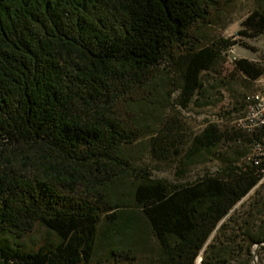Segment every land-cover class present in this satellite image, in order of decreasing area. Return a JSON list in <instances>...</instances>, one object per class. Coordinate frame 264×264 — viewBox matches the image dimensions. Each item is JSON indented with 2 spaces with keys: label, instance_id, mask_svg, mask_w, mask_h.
<instances>
[{
  "label": "trees",
  "instance_id": "obj_1",
  "mask_svg": "<svg viewBox=\"0 0 264 264\" xmlns=\"http://www.w3.org/2000/svg\"><path fill=\"white\" fill-rule=\"evenodd\" d=\"M232 1L0 0V264H89L98 248L127 264L141 222L158 243L155 264H194L200 254L201 264H251L254 246L264 249V183L256 186L258 166L239 163V149L183 183L141 169L129 185L133 208L110 195L132 167L127 149L148 131L152 155L180 153V124L143 125L139 107L165 67L177 72L178 102L187 105L219 46L235 44L206 45L199 32ZM238 32L264 33V2ZM235 68L251 80L264 72L245 58ZM262 136L264 126L208 122L179 164ZM35 227L46 237L18 242Z\"/></svg>",
  "mask_w": 264,
  "mask_h": 264
},
{
  "label": "rangeland",
  "instance_id": "obj_2",
  "mask_svg": "<svg viewBox=\"0 0 264 264\" xmlns=\"http://www.w3.org/2000/svg\"><path fill=\"white\" fill-rule=\"evenodd\" d=\"M263 2L264 0H258V3L256 0H233L219 12L213 22L201 27L200 36L206 45L220 39L235 41V44L227 48L219 46L220 55L216 64L209 71L201 73L202 86L193 92L191 100L185 107L178 102L177 72L167 67L156 72L152 80L155 87L154 94L148 102L139 107V117H143L141 121L143 125L156 128L175 120L181 126L180 131L184 133L183 144H179L181 151L178 155L170 154L167 158H157L149 152L151 132L148 131L129 146L127 158L132 165L129 175L119 181L110 192L113 199L126 203L127 206L122 207L133 208L129 185L141 169L149 171L154 178L165 179L171 183H183L193 180L204 172L213 173L222 166L219 157L231 156L236 149L244 152L239 158V163L250 152L249 147L244 149L242 145L227 142L203 151L185 168L179 164V160L187 151L190 136L198 133L208 122L216 123L220 128L233 125L239 127L237 119L243 114L246 102L253 93L261 90V86L264 87V72L258 78L251 80L235 68V61L245 58L264 69V33L246 38L238 32L241 29V21L248 11ZM255 188L236 206L247 202ZM134 234L127 242L129 255L133 257L127 264H155L159 257V246L146 225L141 222ZM44 237L46 231L41 227H35L18 242L31 247L37 245ZM254 250L256 253L252 257L251 264H264V249L255 245ZM201 258V254L198 255L194 264H201ZM89 264H122V262L113 263L106 260L105 250L98 248Z\"/></svg>",
  "mask_w": 264,
  "mask_h": 264
},
{
  "label": "built area",
  "instance_id": "obj_3",
  "mask_svg": "<svg viewBox=\"0 0 264 264\" xmlns=\"http://www.w3.org/2000/svg\"><path fill=\"white\" fill-rule=\"evenodd\" d=\"M238 126L247 132H254L264 126V87L253 93L245 104L243 114L237 119ZM250 152L244 161L259 167L261 173L256 186L264 183V136L249 143Z\"/></svg>",
  "mask_w": 264,
  "mask_h": 264
},
{
  "label": "water",
  "instance_id": "obj_4",
  "mask_svg": "<svg viewBox=\"0 0 264 264\" xmlns=\"http://www.w3.org/2000/svg\"><path fill=\"white\" fill-rule=\"evenodd\" d=\"M256 247H257V245H256ZM255 253H256V250L253 251V256L255 255ZM252 260H253V258H252Z\"/></svg>",
  "mask_w": 264,
  "mask_h": 264
}]
</instances>
